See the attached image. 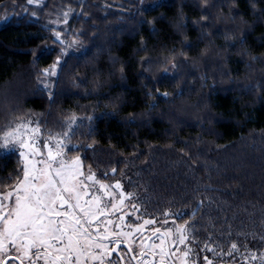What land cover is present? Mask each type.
I'll use <instances>...</instances> for the list:
<instances>
[{"label":"trees","instance_id":"16d2710c","mask_svg":"<svg viewBox=\"0 0 264 264\" xmlns=\"http://www.w3.org/2000/svg\"><path fill=\"white\" fill-rule=\"evenodd\" d=\"M26 4L0 0V89L18 95L8 112L0 96V130L31 119L47 136L77 117L69 155L122 183L140 219L181 224L204 257L264 264V0ZM65 10L79 52L48 25ZM22 167L0 150V193Z\"/></svg>","mask_w":264,"mask_h":264},{"label":"snow or ice","instance_id":"6c2138e0","mask_svg":"<svg viewBox=\"0 0 264 264\" xmlns=\"http://www.w3.org/2000/svg\"><path fill=\"white\" fill-rule=\"evenodd\" d=\"M27 2L33 4L37 0ZM56 41L64 44L59 32ZM60 65L61 60L57 59L44 75L56 76ZM81 125L82 120L72 116L62 124L60 132H49L47 137L41 133L40 121L31 119L19 124L10 122L6 130H0V150L18 152L20 158L28 161L20 170L22 175H18L14 190L0 196V264H118L125 256L130 260L140 257L141 264H175L172 258L177 253L187 258L191 249L178 247L188 238L185 228L168 229L157 235L159 244L141 242L139 251L125 245L127 252L121 253L119 237L142 234L144 226L157 221L145 219L138 226L126 221V216L135 219L139 212L134 202L128 205L131 211L124 210L125 201H131L132 194L125 193L119 182L104 184L91 170L85 173L80 156L68 158L70 151H78L70 141ZM124 227L129 231L124 232ZM154 231L160 234L161 228ZM169 235L173 239L166 251L165 237ZM112 236L117 238L113 240ZM231 249L237 250V245L232 244ZM149 252L159 257L158 262L144 259ZM227 254L231 256L232 251ZM204 259L206 264H212L208 257Z\"/></svg>","mask_w":264,"mask_h":264},{"label":"flooded vegetation","instance_id":"af4514ba","mask_svg":"<svg viewBox=\"0 0 264 264\" xmlns=\"http://www.w3.org/2000/svg\"><path fill=\"white\" fill-rule=\"evenodd\" d=\"M132 219V218H126V221L133 223L134 226H138L141 225L143 223V220L145 219ZM165 221H167V223H165ZM138 222V223H136ZM175 224L178 226V224L174 221H168V220H162L161 221H157V223L155 225H146L142 228V234L141 233H136L134 234L132 237H127V236H121L119 237V239L122 241L121 246H120V251L121 253H125L127 252V248L125 247V245H127L128 247H132L134 248L136 251L140 250L141 247V242L144 245H148V244H152L153 242L155 244H159L160 241L158 239H156L157 235H162L166 230L168 229H177ZM156 227L161 228V233L157 234L155 233L154 229ZM124 232H128L129 229L127 227H124L122 229ZM117 237L116 236H112V239L115 240ZM172 239L173 237L171 235L165 237L166 240V244H165V250L167 251V249L169 247H171L172 244ZM185 246H187V248L191 249V252L189 253V256L187 258H184L182 253H177V257H173L172 259L175 261V264H206V261L204 259L203 254H197L196 251L193 249V247L185 240V243L183 245H178V247H180L181 249H184ZM147 251V250H146ZM156 252L159 251V249L155 250ZM113 259H116V254L113 253L112 254ZM144 259H147L148 261H157L159 260V257L157 255H154L153 253H147L146 257ZM212 261V264H253V262H250L248 260H236L235 258H229L227 261L223 260V261H217L214 259L209 258ZM125 262H127V264H141V258L137 257L135 260H130L129 256H125L124 257V261H118V264H125ZM9 264H12V262L10 261Z\"/></svg>","mask_w":264,"mask_h":264},{"label":"rangeland","instance_id":"374dc122","mask_svg":"<svg viewBox=\"0 0 264 264\" xmlns=\"http://www.w3.org/2000/svg\"><path fill=\"white\" fill-rule=\"evenodd\" d=\"M44 5V0H37V2H35V3H33V4H28V2H27V4H26V8H25V6L24 7H22L21 8V11H20V13L22 12V13H25L24 11H28V9H31L32 10V14H35V11H36V9H38V8H40V7H42ZM28 8V9H27ZM35 10V11H34ZM66 14V15H65ZM72 14H73V11L72 10H65V11H62L61 13H59L58 15H51V14H47V17H48V25L50 26V27H52V28H54L55 29V33H54V36H55V39H56V33L57 32H59L60 33V36H61V39L64 41V44H62L64 47H66V50H70V51H73V52H79L80 51V49H81V47H79L78 45H77V43L74 41V40H72V39H69V38H67V33H68V29H67V22L69 21V19L71 18V16H72ZM12 17V15L11 14H8V12H6V13H3V14H1L0 15V24L1 23H3L4 21H6V20H9L10 18ZM65 20H66V22H65ZM59 42V41H58ZM61 60V59H60ZM51 70V69H50ZM56 71H58V68L56 69ZM53 77H55V76H44L43 77V85L44 86H49L50 84H51V80L53 79ZM6 87H4V88H1L0 89V96L1 97H3V99H4V101H6V103H8V104H11V103H13L12 104V106L13 107H11L10 109H8L7 108V112L9 111V110H11L12 108H14V106L16 105H14V103H17L16 101L18 100V95H15L14 97H11V95H13V94H9V93H7V92H5L4 93V91L6 90L5 89ZM14 88V87H13ZM11 89V91L12 92H14L15 90L14 89ZM23 88V87H22ZM5 89V90H4ZM3 91V92H2ZM8 91H10V90H8ZM2 99V100H3ZM1 107H2V105H1ZM6 108V107H5ZM4 108V109H5ZM2 112H4V111H2ZM5 113V112H4ZM41 133L43 134V136L44 137H47L46 135H44V133L42 132V130H41ZM6 152H8L7 150H5ZM68 158L69 159H75V157H71L69 154H68ZM22 159V158H21ZM22 162H23V166L25 165V164H27L28 163V161L27 160H25V159H22ZM84 171V170H83ZM85 172V171H84ZM85 173H87V172H85ZM93 173V172H92ZM95 177L97 178V179H99L98 177H97V175L95 174ZM100 180V179H99ZM101 181V180H100ZM102 183H104V184H108V185H114L115 183H117V182H113V183H109V182H106V181H101ZM120 183V182H119ZM121 185H122V183H120ZM123 187V186H122ZM14 189L12 188V189H10V190H8V191H6V192H1L0 193V196H3V195H5L6 193H8V192H10V191H13ZM123 190L125 191V189H124V187H123ZM125 193H127L126 191H125ZM128 205H129V203H128V201L126 200L125 201V207H124V210L125 211H131V209L128 207ZM135 216H136V218L135 219H139L140 220V218L138 217V214L136 213L135 214ZM126 218H132L133 219V217L132 216H126ZM138 220V221H139ZM167 220V219H166ZM169 221V220H168ZM162 222V221H161ZM136 223H138V222H136ZM178 224V223H177ZM175 226H176V228H184V226H181V224H178V226L175 224Z\"/></svg>","mask_w":264,"mask_h":264}]
</instances>
